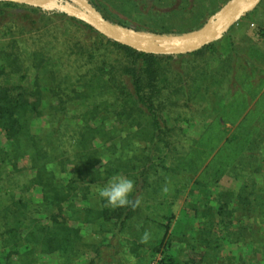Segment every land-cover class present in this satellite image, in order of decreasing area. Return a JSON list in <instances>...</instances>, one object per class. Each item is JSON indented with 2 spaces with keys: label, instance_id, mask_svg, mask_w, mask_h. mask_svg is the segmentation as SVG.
<instances>
[{
  "label": "trees",
  "instance_id": "16d2710c",
  "mask_svg": "<svg viewBox=\"0 0 264 264\" xmlns=\"http://www.w3.org/2000/svg\"><path fill=\"white\" fill-rule=\"evenodd\" d=\"M254 33L263 40L264 23ZM220 42L145 54L0 2V264H264V103L241 120L264 69L233 44L213 70ZM114 176L134 182L138 208L105 207Z\"/></svg>",
  "mask_w": 264,
  "mask_h": 264
},
{
  "label": "rangeland",
  "instance_id": "374dc122",
  "mask_svg": "<svg viewBox=\"0 0 264 264\" xmlns=\"http://www.w3.org/2000/svg\"><path fill=\"white\" fill-rule=\"evenodd\" d=\"M188 1L189 0H90L106 19L115 24H123L122 26L126 25L125 27L141 32L159 34H183L198 30L200 25L205 23L206 20L217 11L218 7L220 9L230 0L225 3L223 2L224 0H190V3L195 6L193 11H190L191 7L188 8L189 11L183 9V6L186 8L188 5ZM260 12L264 13V3H261L255 11L239 19L225 37L220 40L222 47L219 56L212 59L207 57L206 60L205 58L200 59V63L202 64L208 61V65L213 70L223 68L225 58L228 55L231 56L229 51L234 44L235 46L238 45L240 48H243V51L247 53V55L244 56L262 64L264 69V43L257 36L259 41H253V38H255V25L257 26L264 23V14H262L261 18L259 17ZM240 58L242 63L243 56ZM236 69L238 70V78H243L246 75L244 71L246 68L242 67L241 64L237 63ZM259 84V80L255 83H253V81H248L246 84L252 86V90L248 92L249 95L243 92V96H241L242 102L246 100L247 102L249 101L248 108L241 120L244 119L250 111L254 110L259 103H264V87L261 90H256ZM255 92L257 94L252 98V94ZM198 114L201 120L204 121L202 116L205 115H203L202 112ZM46 125L47 122L45 120L39 119L34 123L32 131L38 133L45 128ZM226 129L229 134L228 136L236 131V127L230 124L226 125ZM259 147L260 149H264V141H262V143L260 142ZM230 186L235 188V183H230ZM184 201L185 196L178 202L176 210L177 219L172 226L173 233L176 232L179 236L183 231V225L190 216L183 207ZM41 264H54V262L52 258L42 256Z\"/></svg>",
  "mask_w": 264,
  "mask_h": 264
},
{
  "label": "water",
  "instance_id": "95a60500",
  "mask_svg": "<svg viewBox=\"0 0 264 264\" xmlns=\"http://www.w3.org/2000/svg\"><path fill=\"white\" fill-rule=\"evenodd\" d=\"M54 11L75 18L101 36L135 51L157 56H180L220 41L229 30L262 0H230L198 30L183 34L146 33L106 19L90 0H0Z\"/></svg>",
  "mask_w": 264,
  "mask_h": 264
},
{
  "label": "clouds",
  "instance_id": "9594fccd",
  "mask_svg": "<svg viewBox=\"0 0 264 264\" xmlns=\"http://www.w3.org/2000/svg\"><path fill=\"white\" fill-rule=\"evenodd\" d=\"M135 188L134 182L124 176H114L99 190V196L106 201L105 207L115 210L123 207H130L135 210L141 204V199H130ZM167 191V188L164 189ZM150 240V233L145 231L140 242L147 244Z\"/></svg>",
  "mask_w": 264,
  "mask_h": 264
},
{
  "label": "crops",
  "instance_id": "0c3cea01",
  "mask_svg": "<svg viewBox=\"0 0 264 264\" xmlns=\"http://www.w3.org/2000/svg\"><path fill=\"white\" fill-rule=\"evenodd\" d=\"M262 1H263V0H262ZM261 3H262V2H261ZM261 3H260V4H261ZM260 4H259V6H260ZM259 6H258V7H259ZM258 7H257V8H258ZM257 8H255L253 11H255ZM253 11H252V12H253ZM250 13H251V12H250ZM248 14H249V13H248ZM248 14H247V15H248ZM262 14H264V13H263V12H260L259 17H261ZM263 16H264V15H263ZM244 17H245V16H244ZM242 18H243V17H242ZM261 18H262V17H261ZM254 36H255V38H253V41H257V40H258V38L256 37L257 35H254ZM224 37H225V36H224ZM260 40H261V39H260ZM258 41H259V40H258ZM262 41H263V43H264V40H262Z\"/></svg>",
  "mask_w": 264,
  "mask_h": 264
},
{
  "label": "built area",
  "instance_id": "2783aa9c",
  "mask_svg": "<svg viewBox=\"0 0 264 264\" xmlns=\"http://www.w3.org/2000/svg\"><path fill=\"white\" fill-rule=\"evenodd\" d=\"M254 25V24H253Z\"/></svg>",
  "mask_w": 264,
  "mask_h": 264
}]
</instances>
